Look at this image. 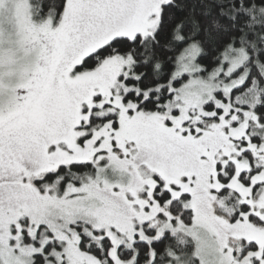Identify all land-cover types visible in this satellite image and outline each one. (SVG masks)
Masks as SVG:
<instances>
[{
    "label": "snow or ice",
    "instance_id": "obj_1",
    "mask_svg": "<svg viewBox=\"0 0 264 264\" xmlns=\"http://www.w3.org/2000/svg\"><path fill=\"white\" fill-rule=\"evenodd\" d=\"M0 264H264V0H0Z\"/></svg>",
    "mask_w": 264,
    "mask_h": 264
}]
</instances>
